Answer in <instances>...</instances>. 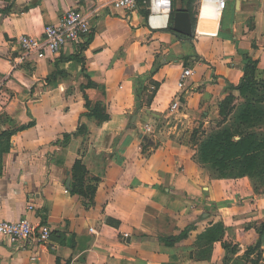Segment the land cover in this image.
<instances>
[{
    "label": "crops",
    "instance_id": "1",
    "mask_svg": "<svg viewBox=\"0 0 264 264\" xmlns=\"http://www.w3.org/2000/svg\"><path fill=\"white\" fill-rule=\"evenodd\" d=\"M111 2L0 0V135L13 132L0 140V220L35 228L18 245L0 238V264H264V186L213 178L197 157L208 132L232 120L220 113L226 97L242 101L244 58L264 71V0H225L224 10L170 0L157 28L148 0L130 11ZM70 9L88 15L90 34L53 57H25L16 39L41 40ZM172 10L188 13L191 37L170 32ZM184 69L193 75L179 91ZM88 79L83 92L105 121L87 116ZM217 222L223 235L207 259L195 242ZM42 226L49 242L36 241Z\"/></svg>",
    "mask_w": 264,
    "mask_h": 264
},
{
    "label": "trees",
    "instance_id": "2",
    "mask_svg": "<svg viewBox=\"0 0 264 264\" xmlns=\"http://www.w3.org/2000/svg\"><path fill=\"white\" fill-rule=\"evenodd\" d=\"M173 15L174 11L172 10L170 17L171 23ZM145 17H147V15H145ZM168 28L172 34H175L171 27ZM76 58L79 59L78 57ZM244 61L243 78L240 84L234 88V90L239 93L240 97L244 99L243 108L239 113L234 114V107H231L234 98L232 95L226 97L223 105L220 107V113L222 117L225 116V118H227L233 112V122L229 126L218 127V129L209 131L198 145L197 157L198 161L211 172L213 178L248 177L252 180L254 188L257 191L259 186L260 188L264 186V135L252 129H260L256 126L261 124L260 117L264 116V112L261 111V107H258L260 106V101H253L252 98L256 99L259 91L264 92V79H258L256 77V61H253L249 57H245ZM51 78L53 79L54 77L51 76L48 80ZM153 85L155 88L157 87L155 83ZM93 86L94 84L88 79L87 86L82 88V92L84 89ZM83 97L85 100V108L88 110V117L99 118L101 121L107 120V116H103V110H100V106L92 108L84 92ZM26 127L27 126L20 127L19 130H23ZM12 135L13 132L3 133L0 135V140H9ZM236 137L238 139H235ZM69 138L70 137H68V139ZM77 172L85 176L84 168L80 163L74 165V176ZM72 192H74V190H72ZM185 235L186 232L183 233V236ZM222 235L223 226L220 222H217L197 237L195 245L205 247L203 253L208 259L210 257L212 244L219 241ZM258 245L259 242L256 245V249L259 247ZM224 249L229 251V253L235 251V249L227 245H224ZM257 259H259V257ZM222 264H230V260L225 258Z\"/></svg>",
    "mask_w": 264,
    "mask_h": 264
},
{
    "label": "built area",
    "instance_id": "3",
    "mask_svg": "<svg viewBox=\"0 0 264 264\" xmlns=\"http://www.w3.org/2000/svg\"><path fill=\"white\" fill-rule=\"evenodd\" d=\"M139 0H112L111 5L117 10H134ZM152 10L157 8L156 13L150 17L159 19L166 17V22L170 13V0H148ZM220 10L226 7L225 0H218ZM161 14V15H160ZM160 15V16H157ZM149 24L152 28L159 27V24ZM91 32L88 15L80 10L70 9L54 25L47 26L44 29L43 38L36 40L28 36H20L16 39L19 50L27 58L42 60L46 57L57 55L67 44H76ZM193 75L191 69H184L177 83V88L182 91L186 87L187 81ZM180 99L175 97L169 107L170 113H176L180 108ZM143 133L150 135L153 129L149 125L143 127ZM35 228L27 219H21L17 222H8L0 220V238L5 239L11 245H18L32 239ZM51 238L50 228L42 226L39 228L36 241L38 243L49 242ZM32 260H35L34 258Z\"/></svg>",
    "mask_w": 264,
    "mask_h": 264
},
{
    "label": "water",
    "instance_id": "4",
    "mask_svg": "<svg viewBox=\"0 0 264 264\" xmlns=\"http://www.w3.org/2000/svg\"><path fill=\"white\" fill-rule=\"evenodd\" d=\"M172 27L173 31L187 37H191L192 35V24L188 13L184 11H178L174 13L172 19ZM135 122V117L132 118L131 127H133V123Z\"/></svg>",
    "mask_w": 264,
    "mask_h": 264
},
{
    "label": "rangeland",
    "instance_id": "5",
    "mask_svg": "<svg viewBox=\"0 0 264 264\" xmlns=\"http://www.w3.org/2000/svg\"><path fill=\"white\" fill-rule=\"evenodd\" d=\"M256 77L258 79H264V71H259L258 67L256 68ZM150 97H151V95L148 94V92H145L144 102L147 101ZM252 99H253V101H257V102L260 101V106H258V107H261V109H262L261 111L264 112V92L263 91H259L258 97L256 99H254V98H252ZM238 101H240V100H238ZM243 105H244V99H242V101H240V102H237L236 105L234 106V114L239 113V111L243 108ZM260 118H261L260 119L261 120V124L257 125L256 126L257 128H262L264 126V116L260 117ZM232 122H233V120L230 121L229 125H231Z\"/></svg>",
    "mask_w": 264,
    "mask_h": 264
},
{
    "label": "bare ground",
    "instance_id": "6",
    "mask_svg": "<svg viewBox=\"0 0 264 264\" xmlns=\"http://www.w3.org/2000/svg\"><path fill=\"white\" fill-rule=\"evenodd\" d=\"M156 11H157V8L155 7L154 12H156ZM165 20H166V17L159 18V19H155V18L150 19L151 24H154V25L159 24V23H163V22H165Z\"/></svg>",
    "mask_w": 264,
    "mask_h": 264
}]
</instances>
